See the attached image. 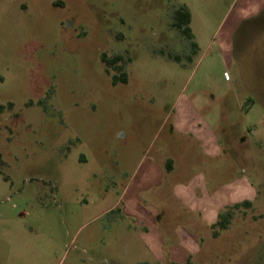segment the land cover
Segmentation results:
<instances>
[{"label": "rangeland", "instance_id": "1", "mask_svg": "<svg viewBox=\"0 0 264 264\" xmlns=\"http://www.w3.org/2000/svg\"><path fill=\"white\" fill-rule=\"evenodd\" d=\"M245 1L0 0V264H264V14L235 33ZM200 119L214 151L184 133ZM193 181L204 205L221 190L215 221L181 198Z\"/></svg>", "mask_w": 264, "mask_h": 264}, {"label": "crops", "instance_id": "2", "mask_svg": "<svg viewBox=\"0 0 264 264\" xmlns=\"http://www.w3.org/2000/svg\"><path fill=\"white\" fill-rule=\"evenodd\" d=\"M244 3L246 5L244 4L243 5L244 8L240 9L238 12V19H237V24H236L237 28L235 30V33L244 24L253 22L254 20L261 18V16L264 14V0H246ZM231 49H232V47H231ZM233 53H235V52L233 51ZM189 114L191 115L193 113H189ZM191 127H192V129H194V127H197L198 130H195V132H193L190 128V130L184 131V133L197 135V137L201 139V142H203L206 147H210L214 151L216 146H217V139L215 138L214 134L212 133L213 129L207 128L206 121L204 119H202V120L200 119L198 121L197 126L191 125ZM167 166H170L169 170H168ZM157 167H158L157 165L152 167V168H154V173L157 172ZM166 167H167V173L169 175H173V173L179 172L182 167H185V165L180 166L179 163L175 159H169L167 161ZM194 186L195 185H194V181H193V182L188 183V185L181 187L182 188V191H181L182 197L181 198L188 199L191 202L190 205L192 208H200V207L203 208V211L206 212L205 214L207 215V217H210L211 219H213L215 221L216 214L221 211L222 206H223L222 194L220 192L221 190L219 192H216V190L211 188L214 190V192H209L207 190L208 188L206 187L205 183L201 184V187L204 188L205 195H207V197L208 196L210 197L209 203L204 205L202 202L203 198L198 199L197 197H195V193L193 190ZM244 202H247V201H244ZM145 219L147 220L146 216H145ZM213 220H211V221H213ZM147 235L150 236L151 235L150 232H148ZM156 237H157L156 239L158 240L159 236L157 235ZM164 237H165V235H163L161 233V236L159 238L160 240H158L159 241L158 243L161 244V246H162V244H164V241H165ZM153 243H154V241H153ZM196 250L197 249H195V252H196ZM179 254L180 253L178 251L177 252L173 251V253H170V258L171 259L172 258L180 259V260L183 259L185 261V259H184L185 255L180 256ZM188 259H190V256L188 257ZM188 259H187V261H188Z\"/></svg>", "mask_w": 264, "mask_h": 264}, {"label": "trees", "instance_id": "3", "mask_svg": "<svg viewBox=\"0 0 264 264\" xmlns=\"http://www.w3.org/2000/svg\"><path fill=\"white\" fill-rule=\"evenodd\" d=\"M191 20H192V15L190 13V11L188 9L185 8H181L179 10L176 11V15H175V23H174V27L179 29L182 34L187 37L189 40L193 39V34H192V30L190 28V24H191ZM122 57L121 56H117L116 58L110 60L108 59L106 56L103 57V61L105 64L107 65H114L117 66L118 62L122 61ZM127 78L124 74H121L120 76H118L115 79V84L118 82H126ZM168 170L170 166H167ZM243 205H249L248 202H244ZM240 205H237L236 207H239ZM224 216H220V218ZM225 220V219H224ZM222 227H225V224L221 223ZM189 264V263H187Z\"/></svg>", "mask_w": 264, "mask_h": 264}, {"label": "flooded vegetation", "instance_id": "4", "mask_svg": "<svg viewBox=\"0 0 264 264\" xmlns=\"http://www.w3.org/2000/svg\"><path fill=\"white\" fill-rule=\"evenodd\" d=\"M103 57H104V56H102V61H103ZM114 58H116V57H114ZM114 58H113V59H114ZM110 60H112V59H110ZM103 63H104V61H103Z\"/></svg>", "mask_w": 264, "mask_h": 264}]
</instances>
